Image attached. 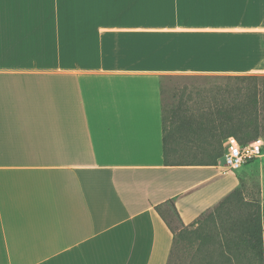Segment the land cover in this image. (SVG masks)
<instances>
[{"label": "crops", "instance_id": "crops-1", "mask_svg": "<svg viewBox=\"0 0 264 264\" xmlns=\"http://www.w3.org/2000/svg\"><path fill=\"white\" fill-rule=\"evenodd\" d=\"M250 73L264 0H0V264H167L155 206L190 224L252 170L264 243V144L235 171L163 152L164 77Z\"/></svg>", "mask_w": 264, "mask_h": 264}, {"label": "trees", "instance_id": "trees-1", "mask_svg": "<svg viewBox=\"0 0 264 264\" xmlns=\"http://www.w3.org/2000/svg\"><path fill=\"white\" fill-rule=\"evenodd\" d=\"M226 77L240 83L213 86L211 96L184 87L178 104L172 107L162 99L165 165H216L224 154L226 138L234 136L239 143L249 144L264 137V75ZM245 189L242 183L190 224L182 221L173 199L155 206L174 235L167 264L174 263L183 241L193 245L203 239V247L215 243L218 235L226 243L222 237L216 238L222 246L215 243L216 250L209 249L207 255L203 252L200 264H264L260 183L257 198L248 199Z\"/></svg>", "mask_w": 264, "mask_h": 264}, {"label": "rangeland", "instance_id": "rangeland-1", "mask_svg": "<svg viewBox=\"0 0 264 264\" xmlns=\"http://www.w3.org/2000/svg\"><path fill=\"white\" fill-rule=\"evenodd\" d=\"M245 75H258L263 76L264 73H250ZM240 81L228 78L224 75H195V74H180V75H172L164 77L161 83V90H162V99L166 104H169L170 107L173 105H177L179 99L178 95L183 90L184 87H187V91H194L203 90L204 95L211 96V89L213 86L216 85H230L236 86L239 84ZM210 92V93H209ZM264 144V137L261 138ZM241 171V170H239ZM242 183L245 184V195L248 199H253L258 197V175L257 173L252 170L248 178L243 179ZM215 229V228H214ZM208 230V229H207ZM222 237L218 235V237ZM216 238L215 243H216ZM220 238H218V241ZM226 243L225 237L223 238ZM203 239H197L193 245H190L187 241H183L180 245H178L175 253V259L173 264H200L199 260L201 259L203 252L207 255L209 249L216 250L217 247L214 246L215 243H206L207 245L201 247ZM217 244V243H216ZM222 246V244H217L216 246ZM224 247V246H223ZM226 250V245L225 248ZM244 249V246L242 247ZM248 256H251L250 254Z\"/></svg>", "mask_w": 264, "mask_h": 264}, {"label": "built area", "instance_id": "built-area-1", "mask_svg": "<svg viewBox=\"0 0 264 264\" xmlns=\"http://www.w3.org/2000/svg\"><path fill=\"white\" fill-rule=\"evenodd\" d=\"M262 151L263 142L261 138L249 144H241L234 136H230L225 139L224 154L221 157L222 166L228 170H238L253 159L258 158Z\"/></svg>", "mask_w": 264, "mask_h": 264}]
</instances>
